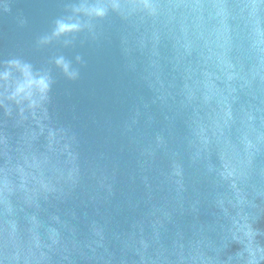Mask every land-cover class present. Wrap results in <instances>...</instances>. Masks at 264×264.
<instances>
[{"label":"clouds","instance_id":"9594fccd","mask_svg":"<svg viewBox=\"0 0 264 264\" xmlns=\"http://www.w3.org/2000/svg\"><path fill=\"white\" fill-rule=\"evenodd\" d=\"M78 37L129 105L89 143L51 67L0 60V264H264V0H69L36 43Z\"/></svg>","mask_w":264,"mask_h":264},{"label":"water","instance_id":"95a60500","mask_svg":"<svg viewBox=\"0 0 264 264\" xmlns=\"http://www.w3.org/2000/svg\"><path fill=\"white\" fill-rule=\"evenodd\" d=\"M11 10H0V60L20 56L37 67H51L54 77L51 111L87 142L102 144L130 102L128 80L114 46L78 37L64 45L38 47L37 40L51 31L69 0H8ZM64 56L79 69L68 79L53 61ZM81 57L78 62L76 57Z\"/></svg>","mask_w":264,"mask_h":264}]
</instances>
